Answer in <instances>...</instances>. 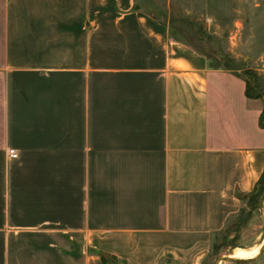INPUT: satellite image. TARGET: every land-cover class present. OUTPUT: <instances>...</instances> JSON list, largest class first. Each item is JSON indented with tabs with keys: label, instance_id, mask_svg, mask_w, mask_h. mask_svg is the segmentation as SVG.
Segmentation results:
<instances>
[{
	"label": "crops",
	"instance_id": "1",
	"mask_svg": "<svg viewBox=\"0 0 264 264\" xmlns=\"http://www.w3.org/2000/svg\"><path fill=\"white\" fill-rule=\"evenodd\" d=\"M151 10L0 0V264H202L256 188L264 101ZM203 19L233 41L246 0Z\"/></svg>",
	"mask_w": 264,
	"mask_h": 264
},
{
	"label": "rangeland",
	"instance_id": "2",
	"mask_svg": "<svg viewBox=\"0 0 264 264\" xmlns=\"http://www.w3.org/2000/svg\"><path fill=\"white\" fill-rule=\"evenodd\" d=\"M159 6L166 9L168 20L172 14L189 15L198 20L203 19L204 0H152ZM141 2L145 8L151 10L152 5L144 0ZM260 0H246L248 7V20L241 34L231 40H223L213 44V50L222 47L231 52L239 61H244L249 67L258 73L255 87L261 93L264 101V7L259 5ZM166 18V17H165ZM180 37H182L180 35ZM261 198L257 205L251 208V199L243 201V209L251 211L249 219L240 226L239 230L230 233L229 239H225L221 232L213 237L212 248L202 264H217L220 255L231 252L238 257L244 258L237 251H232L236 246L249 249L264 242V209L260 205ZM220 264H264V252L261 256L248 262H234L222 260Z\"/></svg>",
	"mask_w": 264,
	"mask_h": 264
},
{
	"label": "trees",
	"instance_id": "3",
	"mask_svg": "<svg viewBox=\"0 0 264 264\" xmlns=\"http://www.w3.org/2000/svg\"><path fill=\"white\" fill-rule=\"evenodd\" d=\"M147 4L152 5L153 8L151 12L157 17L162 19V21H168L170 26V31L172 36L191 46L196 51L206 55L210 61V65L213 68H223L230 70L231 72L243 77L247 83V95L248 97L260 98L261 93L258 92L255 87V83L258 79V73L252 67L244 61H239L235 55L231 52L224 50L219 47L213 50V44L216 42L223 41L225 39L220 38L214 33H211L206 26L204 19L198 20L192 18L189 15H177L172 14L168 20L166 15V9L162 6L157 5L152 0H144ZM166 17V18H165ZM180 35L182 37H180ZM262 125L264 126V110L262 113ZM264 193V173L262 174L260 180L258 181L254 191L248 194H241V198L245 200L246 198L251 199V208H253L259 202L260 198ZM252 210L247 211L246 209L240 210L239 213L232 216L224 228L221 231V235L227 240L230 237V233L234 230H239L250 217ZM103 261L106 262V258L103 257Z\"/></svg>",
	"mask_w": 264,
	"mask_h": 264
},
{
	"label": "water",
	"instance_id": "4",
	"mask_svg": "<svg viewBox=\"0 0 264 264\" xmlns=\"http://www.w3.org/2000/svg\"><path fill=\"white\" fill-rule=\"evenodd\" d=\"M261 208L264 207V193L261 197V202H260ZM264 252V242L262 243V247L259 251V253L254 256V257H250V258H240V257H233L230 254H223L220 255L217 259V264H220L222 260H229V261H234V262H248V261H252L254 259H256L257 257L261 256Z\"/></svg>",
	"mask_w": 264,
	"mask_h": 264
},
{
	"label": "bare ground",
	"instance_id": "5",
	"mask_svg": "<svg viewBox=\"0 0 264 264\" xmlns=\"http://www.w3.org/2000/svg\"><path fill=\"white\" fill-rule=\"evenodd\" d=\"M263 209H264V207H263ZM261 247H262V245H261ZM261 247H260V244L257 246H253L249 249H245V248H241L239 246H236L232 251H237L240 255L244 256V258H250V257L256 256L259 253ZM230 255L233 257H238L235 254H233L232 252L230 253ZM240 258H242V257H240Z\"/></svg>",
	"mask_w": 264,
	"mask_h": 264
},
{
	"label": "built area",
	"instance_id": "6",
	"mask_svg": "<svg viewBox=\"0 0 264 264\" xmlns=\"http://www.w3.org/2000/svg\"><path fill=\"white\" fill-rule=\"evenodd\" d=\"M11 155H12V156H17L18 153L15 151V149H12V150H11Z\"/></svg>",
	"mask_w": 264,
	"mask_h": 264
}]
</instances>
